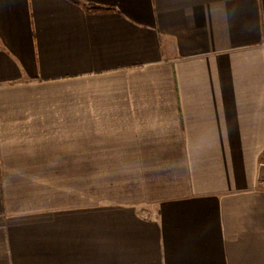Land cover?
Segmentation results:
<instances>
[{
    "label": "crops",
    "instance_id": "crops-1",
    "mask_svg": "<svg viewBox=\"0 0 264 264\" xmlns=\"http://www.w3.org/2000/svg\"><path fill=\"white\" fill-rule=\"evenodd\" d=\"M0 264H264V0H0Z\"/></svg>",
    "mask_w": 264,
    "mask_h": 264
},
{
    "label": "trees",
    "instance_id": "trees-1",
    "mask_svg": "<svg viewBox=\"0 0 264 264\" xmlns=\"http://www.w3.org/2000/svg\"><path fill=\"white\" fill-rule=\"evenodd\" d=\"M86 8L88 11H93V12H102V11H107L111 9V8H104V7H99L95 5H87Z\"/></svg>",
    "mask_w": 264,
    "mask_h": 264
}]
</instances>
